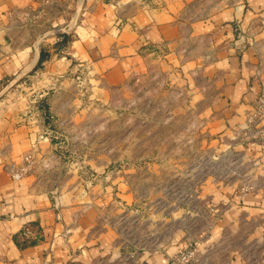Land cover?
I'll return each mask as SVG.
<instances>
[{"label":"crops","instance_id":"1","mask_svg":"<svg viewBox=\"0 0 264 264\" xmlns=\"http://www.w3.org/2000/svg\"><path fill=\"white\" fill-rule=\"evenodd\" d=\"M67 1L79 0H0V82L21 67L32 70L41 49L47 57L54 51L40 46L33 52L27 31L11 25L9 13ZM81 1V24L67 43L70 58L48 62V70L62 73L70 62L86 61L112 83L152 67L196 78L195 94L209 102L207 131L220 147L241 152L254 179L246 191L233 193V201L224 198L219 236L206 240L209 251L198 257L264 264V141L241 142L264 87V0ZM32 142L29 127L0 119V264H168L178 246L135 249L101 197L55 191L37 171L13 181L8 169L32 153Z\"/></svg>","mask_w":264,"mask_h":264},{"label":"rangeland","instance_id":"2","mask_svg":"<svg viewBox=\"0 0 264 264\" xmlns=\"http://www.w3.org/2000/svg\"><path fill=\"white\" fill-rule=\"evenodd\" d=\"M82 8L79 0L9 13L33 52L54 51L40 67H21L0 82V119L29 127V173H41L55 191L101 197L135 249L178 246L170 259L195 249L194 264H218L198 254L219 236L224 198L233 201L254 181L251 167L207 131L209 102L195 94L196 78L152 67L112 83L86 61L51 74L48 62L70 58L67 45H55L81 24Z\"/></svg>","mask_w":264,"mask_h":264},{"label":"built area","instance_id":"3","mask_svg":"<svg viewBox=\"0 0 264 264\" xmlns=\"http://www.w3.org/2000/svg\"><path fill=\"white\" fill-rule=\"evenodd\" d=\"M264 87H262L253 103V107L249 115L244 121V127L241 132V142L256 143L264 141ZM33 166L31 157L26 155L23 158V164L19 167L8 169L9 175L13 181L22 179L29 173ZM248 186H245L241 191H246ZM197 262L195 249L179 251L175 256L169 259L168 264H194Z\"/></svg>","mask_w":264,"mask_h":264},{"label":"trees","instance_id":"4","mask_svg":"<svg viewBox=\"0 0 264 264\" xmlns=\"http://www.w3.org/2000/svg\"><path fill=\"white\" fill-rule=\"evenodd\" d=\"M69 42V39H67L66 36H62L59 40L58 43L55 45L57 47H65L67 45V43ZM47 55L42 51V49L40 50L39 53V59L38 62L35 66V68H38L41 66L42 62L46 59ZM27 232V228H25V230H23L22 234L26 235ZM38 240V237L35 239H24L20 242L21 246H26V245H31L33 243H35Z\"/></svg>","mask_w":264,"mask_h":264},{"label":"water","instance_id":"5","mask_svg":"<svg viewBox=\"0 0 264 264\" xmlns=\"http://www.w3.org/2000/svg\"><path fill=\"white\" fill-rule=\"evenodd\" d=\"M38 59H39V57H38ZM38 59H37V62H38ZM37 62L35 63L34 67L36 66ZM34 67H33V68H34Z\"/></svg>","mask_w":264,"mask_h":264}]
</instances>
